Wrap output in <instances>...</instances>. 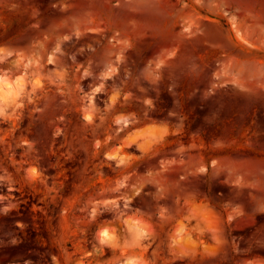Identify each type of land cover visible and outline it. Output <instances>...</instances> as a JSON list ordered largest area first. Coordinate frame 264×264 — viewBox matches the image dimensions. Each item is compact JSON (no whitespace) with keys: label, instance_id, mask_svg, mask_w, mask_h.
I'll list each match as a JSON object with an SVG mask.
<instances>
[{"label":"rangeland","instance_id":"obj_1","mask_svg":"<svg viewBox=\"0 0 264 264\" xmlns=\"http://www.w3.org/2000/svg\"><path fill=\"white\" fill-rule=\"evenodd\" d=\"M0 79V264H264V0H0Z\"/></svg>","mask_w":264,"mask_h":264},{"label":"bare ground","instance_id":"obj_2","mask_svg":"<svg viewBox=\"0 0 264 264\" xmlns=\"http://www.w3.org/2000/svg\"><path fill=\"white\" fill-rule=\"evenodd\" d=\"M0 81H1V79H0ZM4 84H5L7 87L9 86V84H8L7 82H5Z\"/></svg>","mask_w":264,"mask_h":264}]
</instances>
